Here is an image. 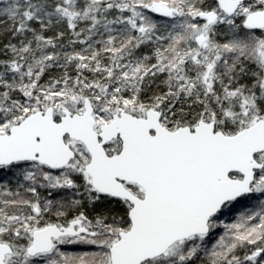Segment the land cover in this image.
I'll list each match as a JSON object with an SVG mask.
<instances>
[{"label": "snow or ice", "instance_id": "obj_1", "mask_svg": "<svg viewBox=\"0 0 264 264\" xmlns=\"http://www.w3.org/2000/svg\"><path fill=\"white\" fill-rule=\"evenodd\" d=\"M0 264H264V0H0Z\"/></svg>", "mask_w": 264, "mask_h": 264}, {"label": "rangeland", "instance_id": "obj_2", "mask_svg": "<svg viewBox=\"0 0 264 264\" xmlns=\"http://www.w3.org/2000/svg\"><path fill=\"white\" fill-rule=\"evenodd\" d=\"M71 250V249H70Z\"/></svg>", "mask_w": 264, "mask_h": 264}]
</instances>
